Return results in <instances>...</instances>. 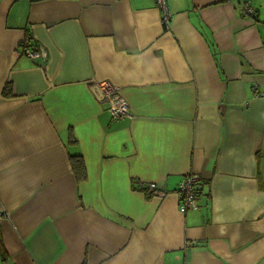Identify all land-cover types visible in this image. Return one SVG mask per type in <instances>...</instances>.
<instances>
[{
	"label": "crops",
	"instance_id": "0c3cea01",
	"mask_svg": "<svg viewBox=\"0 0 264 264\" xmlns=\"http://www.w3.org/2000/svg\"><path fill=\"white\" fill-rule=\"evenodd\" d=\"M249 1L257 20L245 0H169L164 24L157 0H0V264H264ZM102 85L131 116L113 121ZM189 174L198 208L182 211Z\"/></svg>",
	"mask_w": 264,
	"mask_h": 264
},
{
	"label": "built area",
	"instance_id": "2783aa9c",
	"mask_svg": "<svg viewBox=\"0 0 264 264\" xmlns=\"http://www.w3.org/2000/svg\"><path fill=\"white\" fill-rule=\"evenodd\" d=\"M159 5V10L162 12V20L164 24H167L171 18V11L169 10V0H157ZM250 1L245 0L243 6V14L256 19V13L252 7H250ZM31 59L43 58L46 59V52L43 48L35 49L27 47L23 51ZM100 98L103 101L108 102L109 111L113 121L121 119L125 116H131L132 111L130 109L129 102L125 99L118 87L112 85H102ZM264 96V92L261 93ZM201 181L200 176L197 174H189L182 179L179 184V189L177 190L179 194V204L182 211H188L191 208H198V201L196 196V186ZM146 189L150 191L153 195L164 196L166 192L159 190L156 183H150L146 186ZM7 214L0 209V218L6 216Z\"/></svg>",
	"mask_w": 264,
	"mask_h": 264
},
{
	"label": "trees",
	"instance_id": "16d2710c",
	"mask_svg": "<svg viewBox=\"0 0 264 264\" xmlns=\"http://www.w3.org/2000/svg\"><path fill=\"white\" fill-rule=\"evenodd\" d=\"M71 162L73 165V169L75 170L74 172H76L78 178L80 180L85 178V165H84V161L81 157V155H71ZM1 251L4 253V248L3 246H1Z\"/></svg>",
	"mask_w": 264,
	"mask_h": 264
}]
</instances>
